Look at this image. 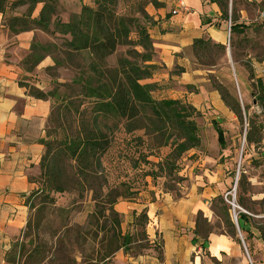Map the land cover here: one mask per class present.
<instances>
[{
  "label": "crops",
  "instance_id": "crops-1",
  "mask_svg": "<svg viewBox=\"0 0 264 264\" xmlns=\"http://www.w3.org/2000/svg\"><path fill=\"white\" fill-rule=\"evenodd\" d=\"M158 2L159 8L152 7L150 12L148 7L149 14L146 12L152 20L147 33L153 44L152 64L156 70L142 84L156 85L151 93L155 101H179L196 110L201 146L208 151L200 165L203 179L217 182L223 178V167L234 161L232 157L226 160V165H218V160L231 157L228 140L236 128V117L212 88L206 72L195 67L191 45L196 39H210L212 44L224 45L228 23L220 20L219 7L209 0H183L184 9L175 15L171 14L174 3ZM40 9L38 4L32 19L39 15ZM26 10V5L10 11L7 8L0 15V264H4L26 226V199L40 188V162L45 151L41 142L47 139L45 130L51 111L50 99L36 100L18 85L19 82L32 84L45 92L43 86L32 83L30 78L40 76L44 69L54 65L52 57L47 55L31 70L23 64L30 55L34 38L43 33L38 29L19 33L11 30L10 19L24 16ZM54 20L55 17L51 22ZM61 22L68 23L69 16ZM216 129L222 132L223 146L218 143ZM224 195L222 191L205 188L201 193L191 190L175 197L148 181L146 189L132 201L114 205V211L122 216L123 234L137 233L138 227L132 225L134 215L145 212L148 245L140 252L119 250L110 256L108 264H252L246 258L250 255L244 240L243 246L224 232L201 234V226L196 231L198 214L212 225L211 199ZM234 225L240 232L237 216ZM245 227L252 234L248 221ZM155 237L160 239V246L152 244ZM251 239L257 247H264L260 235ZM254 249L258 264H264V251L256 253L259 250L255 246Z\"/></svg>",
  "mask_w": 264,
  "mask_h": 264
},
{
  "label": "trees",
  "instance_id": "trees-1",
  "mask_svg": "<svg viewBox=\"0 0 264 264\" xmlns=\"http://www.w3.org/2000/svg\"><path fill=\"white\" fill-rule=\"evenodd\" d=\"M209 2L219 7L220 20L230 22V33L242 29V25L235 19L233 7L228 16V0H209ZM38 4L41 5L39 15L32 19L31 16ZM123 4H126V8H121ZM149 4L154 8L160 7L158 0H93L92 6H83L79 14L69 18L68 23H62L58 19L56 0H0V15H3L7 8L10 11L20 6H27L24 16L10 19V28L15 33L33 29L48 32L52 18L55 17L54 32L62 37L60 46H56V52L65 59H78L80 62L76 68L82 66L89 72L85 76V72L80 70L78 77L72 82L79 91L75 98L58 97L57 99L63 103L62 111L68 112V115H76V129L70 134L64 133L55 147L48 139L41 142L45 151L40 162V188L30 194L25 202L29 216V209L31 210L29 201L35 196H41V204L42 202L54 204V199L50 195L69 191V185H71L70 189L78 191L88 189L92 192L94 212L90 215V224L72 228L63 220L61 225L65 234L75 235L76 241L80 239L84 244L97 243V254L101 253V259L98 261L84 259L82 264H108L110 256L119 250L124 253L130 252L129 247L137 236V233L134 235L122 233V216L114 211L119 196L111 192L103 194V184L97 178L96 171L101 168L100 159L110 148L111 136L115 131L122 128L129 134L138 130L135 124L140 122V103L150 109V123L157 129L156 136L165 138L166 145L172 139L171 151L162 165L166 170L178 172L175 168L177 161L188 151L201 147L196 124L199 114L196 110L179 101H155L151 93L157 88L156 85L142 84V81L150 79L156 70V66L152 64L153 44L147 33L148 25L152 24L145 11ZM119 46L126 48L124 57L117 60L115 68L105 67L103 63L116 54ZM45 49L32 43L30 55L23 62L28 70L43 59L44 56L38 55L37 52H44ZM214 49L220 53L223 52L224 47L220 44H212L210 39H196L191 45L192 54L197 61H202ZM59 63L56 60V65ZM179 72L182 73V70ZM18 85L26 90L28 96L36 100H48L55 95L51 92H43L32 84L19 82ZM214 88L224 104L241 122L240 108L236 102H232L227 90L219 84H214ZM262 109L264 110V102ZM216 131L218 143L223 146L222 132L219 129ZM246 141L249 144L260 142L261 137L254 141L247 134ZM60 157L65 161L60 160ZM62 161L65 163L60 166ZM144 163L151 169L147 176L155 181L157 174L152 171L155 165L150 162ZM157 166L159 167L158 164ZM40 206L37 213L43 210H40ZM222 209L227 218L225 235L240 243L237 229L228 216L229 209L227 207ZM57 212L60 215L64 214V210L60 208ZM202 220L207 224L201 214H198L196 231L201 226ZM247 221L244 214L238 213L237 224L240 233L245 235L243 238L245 243L252 238V234L245 227ZM30 223L27 219L25 228H29ZM147 224L148 218L144 211L134 215L132 225L142 231L140 234L146 246L148 245L145 234ZM207 233L210 231L202 228L201 234ZM68 243H70L69 239ZM26 253V246L20 245L17 252L19 257H23ZM6 257L9 263L10 253ZM58 264H68V262L61 261Z\"/></svg>",
  "mask_w": 264,
  "mask_h": 264
},
{
  "label": "rangeland",
  "instance_id": "rangeland-1",
  "mask_svg": "<svg viewBox=\"0 0 264 264\" xmlns=\"http://www.w3.org/2000/svg\"><path fill=\"white\" fill-rule=\"evenodd\" d=\"M56 1L60 21L62 18L77 15L83 6L93 4V0ZM148 7L152 12L153 6L150 4L146 6L145 11L148 13ZM232 7L235 19L242 25V29L230 33L229 41L223 45V52L219 53L214 49L202 61H197L194 56L192 61L196 68L206 72L213 89L214 84H219L227 90L232 102H236L241 111V122L236 118V128L228 140L231 145V157L218 160V165L222 166L226 165V160L232 157L234 160L232 165L223 167V178L213 183L204 181L206 179H203V169L200 165L208 151L202 146L188 151L177 161L175 168L178 172L162 167L165 157L171 151L172 139L166 145L165 138L156 136L157 129L150 123V109L142 103L140 122L135 124L138 130L127 134L120 128L113 133L110 148L100 159L101 168L96 171V176L103 184L104 195L111 192L119 196L116 203L132 201L138 193L146 189L148 181L151 186L172 193L175 197L191 190L201 193L205 188L222 191L225 193L223 197L211 199L210 209L214 216L212 225L202 220V228L216 233L226 231L227 218L222 208L227 207L229 219L233 224L234 213L236 216L237 213H242L251 226V236L255 238L260 235L264 239V79L257 80L260 64L264 62V17L261 16L264 12V0H228V16ZM121 8H126V4L121 5ZM61 38L54 32L53 21L49 31L39 34L32 42L33 45L46 48L44 52L38 51L37 54L52 57L54 63L52 67L44 69L40 76L30 78L32 83L43 86L46 93L55 94L54 97L48 98L51 111L45 130L47 139L54 143L53 147L62 139L64 133L70 134L76 129V115H68V112L62 111L63 103L57 99L75 98L79 91L72 82L78 77L80 70L85 72V76L89 74L82 66L76 68L80 62L78 59H65L56 52ZM125 51V47L119 46L116 54L106 59L103 65L115 68L117 60L124 57ZM56 60L60 62L57 65ZM247 134L254 141L261 137V141L249 144L246 141ZM210 146L211 142L209 149ZM59 159L64 160L61 157ZM144 162L155 165L152 170L157 174L155 181L147 176L151 169ZM157 164L159 167H156ZM70 187L71 185L65 193L50 195L54 204H41V196L30 199V226L24 229L20 239L12 246L9 251L10 261L8 263L6 257L4 264H58L61 261L82 264L84 259H101V253L97 254L96 242L84 244L80 239L76 241L73 233L65 234L61 229L63 220L72 228L85 227L90 224V215L94 212L92 192L88 189L78 191ZM228 202H234L235 209ZM39 206L40 210L43 209L41 213H37ZM58 208L64 210V214L60 215ZM140 233L142 231L139 229L129 247L133 252H140L146 246ZM244 236L237 231L242 245ZM20 245H25L27 249L23 257L17 254ZM244 245L249 250L250 260L246 255L248 262L258 264L254 257V246L259 250L256 253L263 252L264 247H257L252 239Z\"/></svg>",
  "mask_w": 264,
  "mask_h": 264
},
{
  "label": "built area",
  "instance_id": "built-area-1",
  "mask_svg": "<svg viewBox=\"0 0 264 264\" xmlns=\"http://www.w3.org/2000/svg\"><path fill=\"white\" fill-rule=\"evenodd\" d=\"M165 1H168L170 3L175 4V9L171 12L172 15L177 14V12L180 9H184L183 0H165ZM261 16L264 17V12L261 14ZM229 37H230V22H228V25H227V41H229ZM258 75L259 76L257 77V80L258 79H264V62L262 64H260V69H259ZM228 203L233 207V209H235L236 205L234 204V202H231V203L228 202ZM152 244L156 245V246H160V239L158 237H155L152 241Z\"/></svg>",
  "mask_w": 264,
  "mask_h": 264
},
{
  "label": "water",
  "instance_id": "water-1",
  "mask_svg": "<svg viewBox=\"0 0 264 264\" xmlns=\"http://www.w3.org/2000/svg\"><path fill=\"white\" fill-rule=\"evenodd\" d=\"M238 175V174H237ZM236 181H237V179H236ZM234 221H235V223H236V215H235V213H234ZM244 246V245H243Z\"/></svg>",
  "mask_w": 264,
  "mask_h": 264
}]
</instances>
